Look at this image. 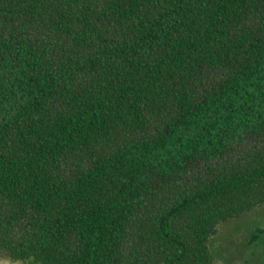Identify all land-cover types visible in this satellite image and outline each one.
Listing matches in <instances>:
<instances>
[{
  "label": "trees",
  "instance_id": "trees-1",
  "mask_svg": "<svg viewBox=\"0 0 264 264\" xmlns=\"http://www.w3.org/2000/svg\"><path fill=\"white\" fill-rule=\"evenodd\" d=\"M262 205L264 0H0V258L211 264Z\"/></svg>",
  "mask_w": 264,
  "mask_h": 264
},
{
  "label": "rangeland",
  "instance_id": "rangeland-1",
  "mask_svg": "<svg viewBox=\"0 0 264 264\" xmlns=\"http://www.w3.org/2000/svg\"><path fill=\"white\" fill-rule=\"evenodd\" d=\"M261 229H264V205L220 223L209 241L211 264H260L254 254L256 247L248 244V240L251 236H260ZM0 264L23 263L0 258Z\"/></svg>",
  "mask_w": 264,
  "mask_h": 264
},
{
  "label": "flooded vegetation",
  "instance_id": "flooded-vegetation-1",
  "mask_svg": "<svg viewBox=\"0 0 264 264\" xmlns=\"http://www.w3.org/2000/svg\"><path fill=\"white\" fill-rule=\"evenodd\" d=\"M260 238H261V242L259 245V252H258V260L260 262V264H264V229H261L260 231Z\"/></svg>",
  "mask_w": 264,
  "mask_h": 264
}]
</instances>
